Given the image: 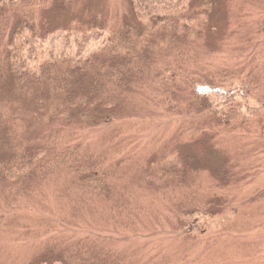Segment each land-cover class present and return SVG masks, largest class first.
I'll list each match as a JSON object with an SVG mask.
<instances>
[{
    "label": "rangeland",
    "instance_id": "obj_1",
    "mask_svg": "<svg viewBox=\"0 0 264 264\" xmlns=\"http://www.w3.org/2000/svg\"><path fill=\"white\" fill-rule=\"evenodd\" d=\"M35 1V29L49 31L48 38L37 41L38 53H44L38 57L41 60L87 55L100 41H91L88 50L79 49L75 41L81 39L80 33L130 20L128 0ZM191 5L190 17L186 15L191 26L183 35L148 19L139 30L160 32L145 35L144 42L154 50L151 60L160 67L167 62L175 65L180 81L174 77L171 87L154 80L135 98L125 116L115 120L116 127L86 126L88 130L82 134L94 155H104L110 168L119 161L116 182L120 193L133 200L137 231L118 232L101 225L99 215L92 213L98 210L101 215V202H92L76 212L75 198L61 195L66 188L64 182H36L30 197L19 201L18 208H6L0 198V217L6 219L3 226L0 224V264H36L37 222L60 217H82L79 234L120 239L122 243L114 244V250L128 264H264V0H195ZM1 20L0 33L1 24L8 28L4 40H0V50H4L6 34L14 25L12 10ZM174 33L175 38L171 36ZM182 50L191 57L182 63L176 58L175 62L172 58ZM4 58L0 54V65ZM4 66L2 63L1 71ZM240 70H245L252 81L242 94L243 82L237 79H219L222 95L206 92L208 102L202 106L195 88L183 87L182 93L176 90H181L183 78L214 79V73L233 75ZM2 92L0 101L18 115L15 118L16 114H11L12 121L6 122L10 129H16L13 143L18 147L26 145L27 140H43L52 129L61 128L66 133L70 132L66 128L74 127L48 117L29 120L34 101L22 92L17 91L14 99ZM230 103L238 107L233 120L236 128L222 131L216 120L204 113L205 107L212 105L220 113ZM56 105L54 99L47 102L49 115L57 116ZM181 146L182 158L195 159L197 173L188 177L186 188L172 196L174 193L164 186L149 183L145 171L161 150L167 147L172 153ZM172 197L186 206L192 202L199 209L209 208L207 217L197 211L193 214L190 229L180 228L192 230L189 237L174 234ZM188 217L186 214L183 219Z\"/></svg>",
    "mask_w": 264,
    "mask_h": 264
},
{
    "label": "trees",
    "instance_id": "obj_2",
    "mask_svg": "<svg viewBox=\"0 0 264 264\" xmlns=\"http://www.w3.org/2000/svg\"><path fill=\"white\" fill-rule=\"evenodd\" d=\"M128 1V22L123 20L118 26L102 25L101 30L92 28L80 33L81 39L75 41V45H79V49L86 47L88 50L91 41H100L95 51L70 58L58 57V60L50 57L46 61L38 58L44 53H38L37 41L48 38L49 31L35 29L36 1L0 0V18L9 10H12L13 18L15 16L14 25L6 34L7 52L5 46L4 50H0L2 57H5L3 62L1 60V65L4 63L5 66L4 70H0V91H5L13 99L17 91L22 92L27 99L33 100L35 108L30 113L32 116L29 120L48 117L52 122L60 120L64 125H74L73 128H66L70 132L63 133L64 129L55 128L43 140H27L26 145L18 147L13 143L16 129H10V124H6L12 121L10 115L16 113L4 101H0V198L6 202V208L9 205L13 209L18 208L19 201L29 198L33 183L64 182L66 188L61 195L75 198L73 207L76 212H81L87 204L101 202L104 206L99 211L101 215L97 213L98 210L92 212L93 215H99L101 225L118 232L137 231V217H133V200L120 193L116 182L115 170L119 161L110 168L104 155H94L82 134L88 130L86 126L116 127L113 125L115 120L125 116L132 108L135 98L147 91L154 80L170 84L171 87L174 86V77L180 81L178 73L174 72L179 70L175 65L171 66L167 62L161 68L156 60H151L153 58L150 52L153 53L154 50L144 42L145 35L148 34L149 37L160 32L151 28L149 32L145 30V33L139 30L143 20L148 19V22L157 21L158 25L170 27L172 33L179 30V34L183 35L189 31L188 26H191L187 23L191 22L186 15L190 17L189 9L195 0ZM175 22L176 26L173 25ZM1 25L3 30L0 40L3 41L8 28ZM171 36L175 38L177 35L174 33ZM145 44L148 46H144ZM187 57L191 56L182 50L172 59L179 58L182 63L186 62ZM175 62L171 61L176 64ZM245 72L240 70L233 75H221L219 72L213 74L214 79L200 76L199 79L191 81L182 77L184 80L180 84L181 90L178 87L176 90L182 93L183 87L195 88L202 106L203 102H208L206 92L222 95L224 89L220 82L225 79L243 82L240 88L242 94L243 88L252 83L251 77ZM53 99L57 101L54 108L56 117L54 114L49 115L45 107ZM224 107L218 113L212 105L206 106L204 113L213 117L222 131L235 130L233 120L238 116V107L234 103ZM17 117L16 114L15 118ZM77 124L82 125L76 127ZM182 147L176 148L172 153L167 147L161 150L157 157L151 159L145 171L149 183L164 186L174 193L172 196L176 195L177 190L186 188L188 177L197 173L195 159L182 158ZM171 199L174 202L172 212L175 214L172 217L176 227L175 236H191L192 230L180 231V228L188 226L190 229L194 225L193 214L197 211L207 217L209 208L205 206L199 209L192 202L186 206L182 200L180 202L174 197ZM186 214L190 217L185 220L183 217ZM5 221L6 219L0 217L2 226ZM80 225L82 217L38 221L34 230L39 235L36 264H128L126 258L114 250V244L122 243L119 242L120 239L79 234L77 231L81 232Z\"/></svg>",
    "mask_w": 264,
    "mask_h": 264
}]
</instances>
